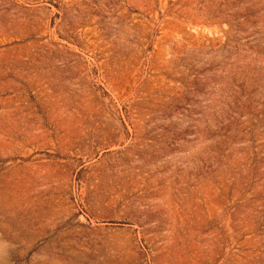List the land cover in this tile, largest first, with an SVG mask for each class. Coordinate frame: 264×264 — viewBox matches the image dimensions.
<instances>
[{
  "label": "rangeland",
  "instance_id": "374dc122",
  "mask_svg": "<svg viewBox=\"0 0 264 264\" xmlns=\"http://www.w3.org/2000/svg\"><path fill=\"white\" fill-rule=\"evenodd\" d=\"M0 264H264V0H0Z\"/></svg>",
  "mask_w": 264,
  "mask_h": 264
}]
</instances>
